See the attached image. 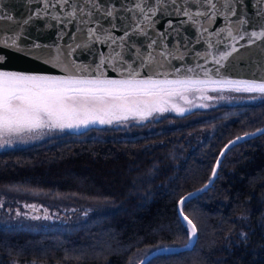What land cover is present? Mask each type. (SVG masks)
<instances>
[{
  "label": "trees",
  "instance_id": "16d2710c",
  "mask_svg": "<svg viewBox=\"0 0 264 264\" xmlns=\"http://www.w3.org/2000/svg\"><path fill=\"white\" fill-rule=\"evenodd\" d=\"M181 118L173 116L166 122L168 129L135 138H67L28 149L0 150L3 175L48 168L85 156L112 160L143 144L170 136L188 142L195 129L214 128L199 142L187 145L172 184L153 192L143 205L61 243H54L43 234H0V264L14 259L51 264H129L134 256L152 248L182 243V223L191 229L179 215L178 199L207 181L227 141L264 125V100L174 128L182 122ZM25 164L29 166L25 168ZM94 207L49 195L0 189L3 226L77 224L88 220ZM182 210L196 225L194 245L164 251L145 264H264V131L231 145L224 152L211 185L187 197Z\"/></svg>",
  "mask_w": 264,
  "mask_h": 264
},
{
  "label": "water",
  "instance_id": "95a60500",
  "mask_svg": "<svg viewBox=\"0 0 264 264\" xmlns=\"http://www.w3.org/2000/svg\"><path fill=\"white\" fill-rule=\"evenodd\" d=\"M99 2L119 7L123 0ZM148 2L151 4L153 0ZM214 3L223 15L217 14L211 19L198 17L195 22L176 13V8L188 7L183 0H177L176 5H162L171 14L158 11L151 18L150 25L141 22L134 32L131 25L135 20L128 18L129 13H120L123 18L116 19L117 28H111V18L102 19L98 14L92 18L81 15L80 8L86 11L92 8L88 0H68L67 4L59 0H47V3L45 0H0V55L5 57L0 61V71L95 79L100 61L105 59V64L99 68L104 73L102 79H130L133 77L129 73L138 72L139 75L135 76L138 80L217 81L197 86H234L220 83L224 80L264 82V37H250L252 31H264V0H240L239 3L232 0L235 15L229 12L224 0H214ZM73 8L77 15L70 17L68 13ZM190 10L195 12L196 6L192 5ZM205 10H208L207 6ZM96 20L105 30H101L100 24L94 22ZM241 20L246 23L240 24ZM89 29H95V35L90 34ZM125 30L130 35L120 46ZM109 34L117 43L108 39ZM12 40L16 41L17 47H4V42L11 45ZM117 52L122 55V60L108 59L115 57ZM227 53L230 55L217 64L220 56ZM263 131L264 125L238 134L223 145L207 181L178 199L180 217L186 216L183 210H179L183 208L180 201L211 185L224 152L235 142ZM196 237L188 240L184 237L180 244L152 248L136 264H145L167 250L189 248L194 245Z\"/></svg>",
  "mask_w": 264,
  "mask_h": 264
},
{
  "label": "rangeland",
  "instance_id": "374dc122",
  "mask_svg": "<svg viewBox=\"0 0 264 264\" xmlns=\"http://www.w3.org/2000/svg\"><path fill=\"white\" fill-rule=\"evenodd\" d=\"M234 87L196 86L187 91L180 90L173 94L165 92L158 96L145 97L152 107H161L165 111H151V114L144 118L129 113L127 119L119 121L113 119L111 124L97 122L71 128L42 127L19 133H0V150L28 149L67 138H135L168 129L167 120L176 115L182 117L180 119L182 122L174 128L191 121L214 118L264 100V94L237 92ZM177 109L184 111L180 112ZM213 129V126L195 129L190 134L188 142H184L178 136H170L164 141L143 144L140 148H132L131 151L124 153L125 155L122 154L112 160L85 156L78 161L60 163L48 168L24 169L0 175V189L49 195L77 204L89 203L95 206L85 222L0 225V234L21 233L37 236L43 234L52 242L61 243L86 229L121 218L146 203L153 192L167 189L174 181L177 163L184 156L187 145L199 142ZM28 166L25 164L24 167ZM182 225L188 240L191 231L186 224ZM141 256V254L134 256L129 264H136ZM7 264L51 263L14 259Z\"/></svg>",
  "mask_w": 264,
  "mask_h": 264
},
{
  "label": "snow or ice",
  "instance_id": "6c2138e0",
  "mask_svg": "<svg viewBox=\"0 0 264 264\" xmlns=\"http://www.w3.org/2000/svg\"><path fill=\"white\" fill-rule=\"evenodd\" d=\"M63 4H67L68 0H59ZM228 6L229 12L235 15V8L232 6V0H224ZM237 3L240 0H236ZM47 3V0H45ZM92 8L85 10L80 8L81 15L89 18L100 15L102 19L111 18L109 23L111 28H117L116 19H122L120 13H129V19L135 20L131 25L133 31L138 29L141 22L151 24V18L158 11H164L171 14L167 8L162 5H176L177 0H123L119 7L115 4L104 5L99 0H88ZM183 4L188 5L182 10L176 8L177 14L184 15L189 21L195 22V18L206 17L211 19L219 12L217 4L214 0H183ZM196 6V11L190 10L191 6ZM207 6L208 10H205ZM210 10V11H209ZM77 10L73 8L68 16L75 17ZM100 24L99 20L94 21ZM246 21L241 20L240 24ZM101 30H105L103 24H100ZM207 31V29H205ZM223 31V29H221ZM90 34L95 35V29H89ZM229 36L232 35L229 30ZM130 33L125 30L124 37L120 38V46ZM219 35V33H217ZM250 37L260 39L264 37V31H252ZM243 39V36L240 37ZM108 39L112 43H117L116 38L108 35ZM235 39V37H233ZM4 47H17L16 41L12 40L11 45L4 42ZM230 53L221 55L216 61L225 60ZM115 58L122 60L120 53H115V57L110 56L108 59ZM5 57L0 55V61ZM105 64V59H101L97 68V77L95 79L77 78L76 76H45V75H23L14 72L0 71V133H19L24 130L48 127V128H64L74 127L81 124L89 123L111 124L113 119L117 121L127 119L128 114H137L141 118L150 115L151 111H165L161 107H152L150 101L146 100L148 96H158L161 93L173 94L174 92L184 90L197 85L215 84L217 81L209 79L202 80H153L135 79L138 72L129 73L133 78L130 79H102L103 72L99 68ZM129 67H131L129 65ZM192 71V69H189ZM207 75V73H205ZM220 83L234 85V90L239 92H258L264 94V82H256L254 80H224ZM175 86V87H168ZM216 90V89H213ZM183 112V109H177ZM239 139V138H238ZM215 176V170L213 171ZM184 200L180 201L183 205ZM182 212V208L179 209ZM191 229V238L197 233L196 225L184 216Z\"/></svg>",
  "mask_w": 264,
  "mask_h": 264
},
{
  "label": "flooded vegetation",
  "instance_id": "af4514ba",
  "mask_svg": "<svg viewBox=\"0 0 264 264\" xmlns=\"http://www.w3.org/2000/svg\"><path fill=\"white\" fill-rule=\"evenodd\" d=\"M6 150V149H5Z\"/></svg>",
  "mask_w": 264,
  "mask_h": 264
}]
</instances>
